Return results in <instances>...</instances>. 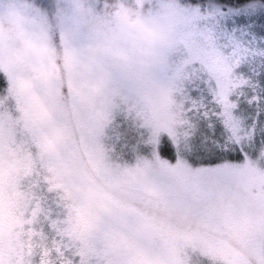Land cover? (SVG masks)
I'll return each mask as SVG.
<instances>
[{"label": "snow or ice", "instance_id": "6c2138e0", "mask_svg": "<svg viewBox=\"0 0 264 264\" xmlns=\"http://www.w3.org/2000/svg\"><path fill=\"white\" fill-rule=\"evenodd\" d=\"M0 264H264V0H0Z\"/></svg>", "mask_w": 264, "mask_h": 264}]
</instances>
